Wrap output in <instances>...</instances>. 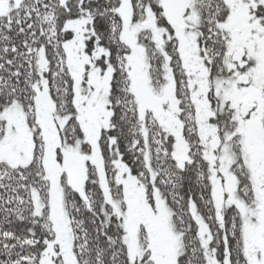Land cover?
Returning <instances> with one entry per match:
<instances>
[{"label": "snow or ice", "instance_id": "snow-or-ice-1", "mask_svg": "<svg viewBox=\"0 0 264 264\" xmlns=\"http://www.w3.org/2000/svg\"><path fill=\"white\" fill-rule=\"evenodd\" d=\"M0 264H264V0H0Z\"/></svg>", "mask_w": 264, "mask_h": 264}]
</instances>
